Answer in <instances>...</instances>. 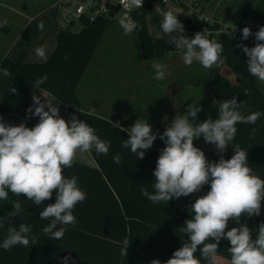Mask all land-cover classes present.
<instances>
[{
    "label": "clouds",
    "instance_id": "1",
    "mask_svg": "<svg viewBox=\"0 0 264 264\" xmlns=\"http://www.w3.org/2000/svg\"><path fill=\"white\" fill-rule=\"evenodd\" d=\"M144 0H120L124 9L142 8ZM158 8V7H157ZM178 12L168 10L163 13L161 30L168 37V43L181 53L183 63L191 66L198 62L204 68L219 66L224 63L223 44L208 38L205 29L196 32L194 37L184 34V25L178 19ZM125 35L140 30L139 22L125 14L118 21ZM7 20L0 22L5 27ZM43 28V24L40 25ZM236 26L229 33L230 38ZM254 35L255 44L248 47L238 43L247 56L248 73L264 83V26L254 34L249 27L242 29V40ZM36 55L47 59L45 46L36 49ZM155 79L166 78V65L154 62ZM7 68H0V76L11 77ZM47 75L32 82V105L27 109V118L38 117V123L28 127L25 122L18 125L7 123L0 116V201H7L9 193L17 199L11 204V211L0 216V228L7 229L6 236L0 240V249L10 250L13 247L25 248L35 246L40 236L34 234L33 225L24 222L16 223V218L23 221L22 200L26 197L32 204L41 206L51 200L55 202L44 205L39 212L40 220L48 221L41 233L53 240L63 239L68 226H74L77 218L74 215L78 203L87 198V193L79 186L75 175H65V169L72 168L77 152L94 151L96 155H108L110 140L97 135V130L73 114L69 120L60 115L59 102L56 99L41 100L36 90L42 91L41 85ZM17 92L15 87L10 89ZM245 95L248 90H245ZM44 97V96H43ZM218 109V116H211L197 122L198 114L203 111L199 101L193 100L186 112L176 115L167 124L163 133L153 131L146 118H138L131 126L124 128L119 121L109 119L111 127L127 132L128 138L121 147L128 149L136 159H144L146 151L153 147L159 138L164 143L160 149L152 191L141 187V195L153 204L166 203L181 197H188L208 186L206 194L197 197L187 211L190 218L179 226L180 233L187 236L182 246L175 250L163 264H223L219 255V244L222 239L230 242L228 252L229 264H264V221L257 230L250 229L241 223V218L258 217L264 203V178L256 175L249 166L248 150L239 144H233L238 124L255 125L264 117V111H253L242 114L243 101L236 96L230 99L212 101ZM78 111V109H77ZM258 129L252 127L249 135L255 136ZM203 137L205 144L215 148L218 160L209 161L205 152L194 145V141ZM231 148L233 155L224 158V153ZM113 163H122V156H113ZM237 226L229 229V222ZM255 232V239H253ZM131 243L129 238L121 242L120 254L126 257ZM199 250L200 256L195 254ZM150 264H162L153 259Z\"/></svg>",
    "mask_w": 264,
    "mask_h": 264
},
{
    "label": "trees",
    "instance_id": "2",
    "mask_svg": "<svg viewBox=\"0 0 264 264\" xmlns=\"http://www.w3.org/2000/svg\"><path fill=\"white\" fill-rule=\"evenodd\" d=\"M150 9L148 3L140 13L132 15V19L140 24V30L133 34L144 60L159 59L167 52L177 51L168 43V37L153 36L149 32L146 13ZM230 21L240 29L249 27L254 34L260 26H264V0H242L231 14ZM180 22L194 32L221 28L218 23L210 25L193 15L180 18ZM109 23L99 19L84 25L78 32L59 29L55 48L45 62H16L8 56L0 61V68H7L12 73L9 78L0 76V116L5 122H12L19 107L32 92V82L46 74L47 80L41 89L64 103L70 118L73 114H83L109 128L106 140L111 141L106 156H98L90 151L97 162L96 167L74 161L72 168L65 169V175L78 178L79 186L87 193V198L76 205L74 215L77 223L67 227L63 239L53 240L41 233L48 221L40 220L39 212L44 205L55 202V194L41 206L32 204L26 197H19L24 209L23 221L16 218V223L33 225L32 231L40 239L33 247L16 246L7 251L0 249V264H150L153 259H159L163 264L187 239L186 235L180 233L179 226L190 218V214L176 206L173 200L168 204H153L141 195L142 186L152 191L151 185L155 180L152 173L160 151L149 149L144 159H136L128 149L121 147L122 141L128 138L125 131L79 110L76 93L78 82ZM211 40L223 44V56L226 58L223 64L228 65L237 77V81L231 83L217 72L209 84L214 98L223 101L236 96L238 102L243 101L241 111L245 115L254 109L264 108V92L247 71V56L236 46L243 43L253 47L254 35L242 40V33L230 38L227 33L220 32ZM12 87L17 89L15 94L10 91ZM245 90H248L247 95L244 94ZM232 143L241 146L236 138ZM117 153L122 156L119 165L113 163V156ZM15 199L17 197L9 193L7 201H0V216L12 210L11 204ZM251 222L259 226L262 220L251 218ZM6 234V227L0 228V240ZM126 237L131 243L128 255L124 257L120 254V248ZM230 246L227 239L220 241L219 255L228 261ZM195 255L200 256L199 250Z\"/></svg>",
    "mask_w": 264,
    "mask_h": 264
},
{
    "label": "crops",
    "instance_id": "3",
    "mask_svg": "<svg viewBox=\"0 0 264 264\" xmlns=\"http://www.w3.org/2000/svg\"><path fill=\"white\" fill-rule=\"evenodd\" d=\"M206 1L207 0H202V13L212 23H218L220 26H222L221 23L210 17L213 16L212 13H206L204 11V5ZM241 1L242 0H231V2H228L226 6L223 7V12L228 10V14H232ZM55 2L56 0H0V22L7 20V25L5 27H0V61L5 56H8L10 59L16 62L39 63L45 62L49 59L53 49L55 48L56 34L59 30V28H56L55 25L57 16L55 14L57 11L54 9ZM176 8L179 9V6L172 2L170 3V8L163 7L161 10H150L158 11L163 17V12L175 10ZM180 17L181 16L178 15L179 20ZM41 24H43V28L40 27ZM32 25H35V27L39 29L38 35H40V37H45L46 39H44L46 41H34L31 37L21 43L18 42L19 39L14 41L13 32H15V30L20 31L23 30L24 27L26 28L27 26L29 27ZM7 26L10 29H14V31L12 30L11 34H5ZM184 34L188 37H194L195 33L189 32L185 28ZM41 46H45L47 59H42L36 55V49ZM163 57L166 58L167 56L164 55ZM163 57L159 59H162L161 61H163ZM170 59L171 58H168L163 64L166 65L167 71L165 80H158V82L155 83V74H151L149 78L154 80L151 91L146 89V93H138L136 90H133L130 101L128 99L124 103L121 101L120 97L116 96L113 103L114 115L112 116L108 115L109 113H97L93 107L87 108L85 106L86 104H95L98 100H101V98L103 99L100 94L85 93V91L88 89V84H86V82L89 80V62L76 88V93L81 105L79 107L80 112L102 118L106 121L109 119L112 121H119L124 128L131 126L138 118H146L148 123L152 126L153 131L159 130V132L163 133L167 124L170 123L176 115L186 112L187 106L191 104L193 100H195L199 101V105L203 106V111L198 114L197 122L203 121L209 116H211L213 119H216L218 116V109L212 104V101L215 98L209 89V84L217 72H220L222 76L228 78L231 83H235L237 81L236 75L230 70L228 65L221 64L211 68H204L200 78L196 79L195 77L189 76L190 66L180 64L179 59H173L175 60L176 64L170 66ZM102 74L103 70L100 68L99 78L102 76ZM145 77L148 79L147 76H142L140 80H145ZM143 84L146 83L144 82L142 85ZM257 85L262 90V92H264V83L257 80ZM148 87L145 86V88ZM145 88L141 87L140 89ZM193 89H197L198 94H192ZM36 92L37 94L41 95L42 101H44L45 98L49 101L56 99L57 102H59L60 115L65 120L70 119L67 107L64 103L52 96L46 90L42 89V91L39 92L37 89ZM101 92L104 94L103 91ZM32 93L33 90L19 107L11 124L18 125L21 122H25L26 125L31 128L36 123H38V117L27 118V109L33 103ZM102 102L103 104H106L105 100ZM253 111H264V108H257ZM75 115H77L79 119L88 123L90 126H93L97 130V135L106 140V133H109V128L101 126L102 124L97 120H93V118H87L83 114ZM252 127H256L258 129L254 137L249 135L250 129ZM237 128L238 132L236 139L245 150H248L249 166L253 168V171L256 175L264 178V117H261L255 125L238 124ZM194 145L205 152L209 161L219 159L214 146L205 144L203 137L195 140ZM164 146L165 145L163 141L157 138L154 141L153 147L150 149L160 151V149H162ZM233 154V150L229 148L224 153V158L229 159ZM75 161H79L94 167L97 166V162L90 151H78ZM207 191L208 186H205L200 192L193 193L188 197L174 199L173 201L176 206L189 214L187 209L190 207L191 203H193L197 197L206 194ZM252 218L264 221V203H262L261 215ZM240 222L247 224V226L253 230H257L259 227L257 224L251 222V218H248L247 216H243ZM234 226L237 225L230 221L228 226L229 229ZM253 234L255 235V232H253ZM223 264H229V261L223 259Z\"/></svg>",
    "mask_w": 264,
    "mask_h": 264
},
{
    "label": "rangeland",
    "instance_id": "4",
    "mask_svg": "<svg viewBox=\"0 0 264 264\" xmlns=\"http://www.w3.org/2000/svg\"><path fill=\"white\" fill-rule=\"evenodd\" d=\"M228 2H231V0H207L204 5V11L206 13H212L213 16L210 17L221 23L222 26L231 27V14H228V10L223 12V7ZM55 14L57 15L55 25L58 28V21L62 16V12L57 11ZM146 19L147 27L151 34L166 36L160 27L163 17L158 11L149 10L146 13ZM12 30L14 31V29H10L7 26L5 34H11ZM38 32L39 29L35 25L24 27L20 31L15 30L13 32L14 41L19 39L18 42L21 43L30 37L34 41H46V38L40 37ZM165 55L167 57H163V61H161L162 59L144 60L141 56L140 46L135 35L133 33L125 35L118 22L109 23L90 59L88 71L89 80L86 82L88 89L85 91L86 94H100L103 99L101 98L95 104H86L85 106L87 108L93 107L97 113L114 115L113 103L116 96L120 97L124 103L128 99L130 101L133 90H136L138 93H146V89L151 91L154 80L150 79L149 76L155 74L152 67L154 62L164 64L168 58H171L169 62L170 66L176 64L173 59H179V63L184 64L179 51L167 52ZM100 68L103 70V74L99 78ZM203 71L204 67L198 62H194L190 66L189 76L195 77L196 79L200 78ZM142 76H147L148 79L145 77V80H140ZM144 82L146 84L142 85ZM157 82L158 80L155 79V83ZM145 86L149 87L145 88ZM141 87L145 89H140ZM197 92V89L192 90V94H198ZM104 100L106 104H103L102 101Z\"/></svg>",
    "mask_w": 264,
    "mask_h": 264
},
{
    "label": "built area",
    "instance_id": "5",
    "mask_svg": "<svg viewBox=\"0 0 264 264\" xmlns=\"http://www.w3.org/2000/svg\"><path fill=\"white\" fill-rule=\"evenodd\" d=\"M172 2L179 6V9L176 8L174 11L179 13L180 18L193 15L200 21L208 22L210 25L213 24L202 13V0H144L142 8L149 3L151 9L161 10L163 7L170 8V3ZM142 8L126 10L120 5V0H56L54 5L56 11L62 12V16L58 21V28L67 32H78L84 25L91 24L99 19H105L113 23L118 22L125 14L132 18V15L140 13ZM234 27L221 26V28L216 30H206L208 37L214 39L220 32H225L229 35ZM187 31L196 33L188 29ZM239 33H242V29L236 27L233 36Z\"/></svg>",
    "mask_w": 264,
    "mask_h": 264
}]
</instances>
